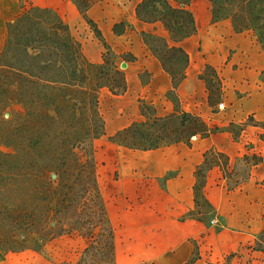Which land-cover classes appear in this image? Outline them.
Listing matches in <instances>:
<instances>
[{"label":"trees","instance_id":"trees-1","mask_svg":"<svg viewBox=\"0 0 264 264\" xmlns=\"http://www.w3.org/2000/svg\"><path fill=\"white\" fill-rule=\"evenodd\" d=\"M72 1L108 49L100 62L86 57L69 24L53 8L23 5L6 24L0 53V250L39 251L54 238L69 235L84 245L76 259L61 264H118L115 229L97 174L95 142L106 134L102 92L122 95L128 79L118 55L89 15L96 0ZM209 1L216 21L230 19L235 31H253L264 50V0ZM191 2L138 0L137 19L152 25L141 31V39L170 77L167 94L174 110L160 115L154 105L140 99L145 119L119 129L112 137L118 145L140 151L191 146L196 137L225 130L238 135L237 127L243 131L247 126L231 123L230 129L213 128L182 106L179 87L191 63L184 42L198 32ZM129 26L117 22L113 31L121 35ZM199 78L212 106L224 100V79L213 65L207 64ZM261 79L264 82V69ZM7 112L10 120L4 119ZM262 163V153L246 152L233 164L224 150L207 149L194 170V206L183 220L224 229L226 218L207 192L212 173L220 171L233 190L248 183ZM251 247L264 253V226ZM199 259L197 252L187 264Z\"/></svg>","mask_w":264,"mask_h":264},{"label":"rangeland","instance_id":"rangeland-1","mask_svg":"<svg viewBox=\"0 0 264 264\" xmlns=\"http://www.w3.org/2000/svg\"><path fill=\"white\" fill-rule=\"evenodd\" d=\"M30 3L56 10L69 24L86 57L93 62L102 60L108 49L72 0H0V53L7 22ZM137 3L96 0L89 10L109 47L118 55L120 66L128 64L126 68L121 66L128 79L127 91L113 95L104 90L100 96L106 134L95 142L98 179L115 229L116 251L119 249L117 263L187 264L199 252L196 264H264V253L251 247L264 226V163L254 169L248 183L233 190L221 179L220 171L212 173L207 192L226 218L224 229L183 220L194 206V170L207 149L216 146L224 150L233 164L246 152L264 155V50L253 31H235L230 19L216 21L209 0H192L190 8L198 32L184 42L191 63L179 87L182 106L202 116L213 128L230 129L231 123L247 126L243 131L238 126V135L225 130L208 138L196 137L191 146L178 144L154 151L125 148L112 137L133 121L145 119L140 99L154 105L160 115L174 110L167 94L170 77L141 39V31L152 25L137 19ZM121 21L130 26L117 35L113 27ZM207 64L224 79V100L214 106L209 102L206 84L199 78ZM4 119L10 120V115L5 114ZM83 245L79 238L62 235L39 251L0 250V264H61L76 259ZM152 246L158 253L147 255Z\"/></svg>","mask_w":264,"mask_h":264},{"label":"bare ground","instance_id":"bare-ground-1","mask_svg":"<svg viewBox=\"0 0 264 264\" xmlns=\"http://www.w3.org/2000/svg\"><path fill=\"white\" fill-rule=\"evenodd\" d=\"M139 221L142 219V216L138 217ZM117 246V245H116ZM158 249L156 250L153 246L150 247V249L147 250V255H156L158 253ZM117 255L119 257V249L117 247Z\"/></svg>","mask_w":264,"mask_h":264},{"label":"water","instance_id":"water-1","mask_svg":"<svg viewBox=\"0 0 264 264\" xmlns=\"http://www.w3.org/2000/svg\"><path fill=\"white\" fill-rule=\"evenodd\" d=\"M122 68H126L128 66V64L126 62L122 63ZM7 116H9V113H6ZM53 177H55V174H53Z\"/></svg>","mask_w":264,"mask_h":264}]
</instances>
